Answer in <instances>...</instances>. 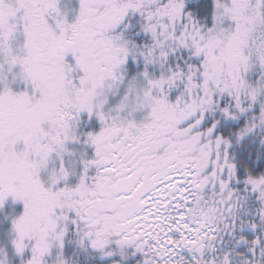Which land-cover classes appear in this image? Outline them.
Listing matches in <instances>:
<instances>
[{"label": "snow or ice", "instance_id": "6c2138e0", "mask_svg": "<svg viewBox=\"0 0 264 264\" xmlns=\"http://www.w3.org/2000/svg\"><path fill=\"white\" fill-rule=\"evenodd\" d=\"M0 264H264V0H0Z\"/></svg>", "mask_w": 264, "mask_h": 264}]
</instances>
